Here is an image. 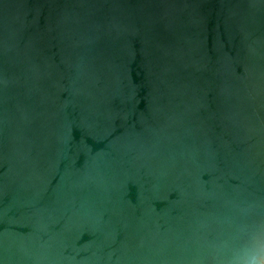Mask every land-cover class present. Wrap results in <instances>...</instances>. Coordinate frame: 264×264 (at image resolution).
<instances>
[{
	"label": "water",
	"instance_id": "95a60500",
	"mask_svg": "<svg viewBox=\"0 0 264 264\" xmlns=\"http://www.w3.org/2000/svg\"><path fill=\"white\" fill-rule=\"evenodd\" d=\"M0 264H264V0H0Z\"/></svg>",
	"mask_w": 264,
	"mask_h": 264
}]
</instances>
